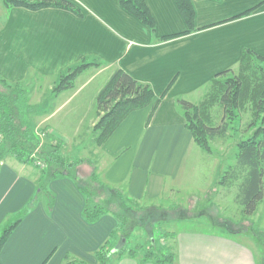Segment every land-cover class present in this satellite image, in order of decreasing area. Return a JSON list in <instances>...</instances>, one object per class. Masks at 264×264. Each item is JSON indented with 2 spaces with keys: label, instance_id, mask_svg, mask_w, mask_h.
<instances>
[{
  "label": "crops",
  "instance_id": "1",
  "mask_svg": "<svg viewBox=\"0 0 264 264\" xmlns=\"http://www.w3.org/2000/svg\"><path fill=\"white\" fill-rule=\"evenodd\" d=\"M68 1L81 16L55 8L6 10L0 20V78L30 85L87 61L106 66L110 74L98 93L117 69L149 85L153 104L124 120L100 148L98 167L107 184L132 200L163 197L179 188L194 147L178 99L198 101L217 74L239 66L245 50L264 57V0H192L198 30L169 40L163 39L187 30L174 0H145L155 32L124 10L121 0ZM38 181L33 167L13 157L0 163V232L19 220L1 264H64L66 257L99 264L96 253L116 230V219L88 223L85 196L72 178L50 183V210L51 198L38 197ZM176 245V264H254L258 256L241 241L219 238L185 236ZM119 264L139 262L126 256Z\"/></svg>",
  "mask_w": 264,
  "mask_h": 264
},
{
  "label": "trees",
  "instance_id": "2",
  "mask_svg": "<svg viewBox=\"0 0 264 264\" xmlns=\"http://www.w3.org/2000/svg\"><path fill=\"white\" fill-rule=\"evenodd\" d=\"M2 1L6 9L25 8L39 11L55 8L70 11L78 16L82 15L80 10L68 0ZM174 1L186 23L187 30L178 35L165 37L163 40L188 35L198 30L192 0ZM121 6L155 32L156 22L145 0H121ZM88 64L87 61H83L69 68L67 77L71 81L69 82L68 79V83L65 84L62 81L60 88L57 87L58 91L73 88L75 78ZM29 95L21 85H11L0 78V163L7 156H11L19 163L33 167L39 174L38 197L43 195L51 198L50 210L54 202V196L49 190L50 183L61 178H72L85 196L84 218L88 223H96L105 216L116 219V230L96 253L99 264H108L112 255L120 259L126 256L139 259L141 263L176 264L175 247L167 244L175 241L176 234L162 230L159 220L141 226L137 224L136 227L144 229L146 233H149L148 227H153V236L150 237L147 247L141 244L131 246L129 237L136 229L132 220L135 222L137 219L133 218L137 216H134L130 205L139 204V201L130 199L123 190L115 189L107 183L104 187H111V194L100 190L93 192L88 190L81 185L80 178L74 174V170L81 162L66 160L58 142L41 144L35 129L27 119V115H32L35 111ZM200 95L198 101L179 98L177 104L183 112L186 128L191 132L194 142L205 151H210L209 142L227 139L232 121L230 119L240 118V131L246 139H242L237 145L236 164L230 171H233L234 183L232 180L230 184L238 186L241 212L244 218L248 219L257 213L264 201V57L245 50L239 66L217 74L201 90ZM154 100L155 94L149 85L141 84L123 70L117 69L96 98L97 113H104L93 128L97 146L101 148L131 113L148 107ZM159 103L160 100L155 102L154 108ZM220 112L222 117L218 123L216 118ZM249 112L254 118L251 122L244 123L241 115ZM253 128H256V131L251 136L250 132ZM32 158L37 159L35 162L43 167L36 166ZM91 181L98 183L96 173L92 174ZM230 184L228 186H231ZM28 210L26 209L22 215H26ZM18 223L19 220L0 234V254ZM253 234L254 237L264 240V231L254 230ZM120 235L119 242L114 245ZM261 262L264 264V259ZM64 264L87 263L66 257Z\"/></svg>",
  "mask_w": 264,
  "mask_h": 264
},
{
  "label": "rangeland",
  "instance_id": "3",
  "mask_svg": "<svg viewBox=\"0 0 264 264\" xmlns=\"http://www.w3.org/2000/svg\"><path fill=\"white\" fill-rule=\"evenodd\" d=\"M2 2L0 0V20L5 17L7 10ZM67 72L62 73L57 79H38L31 82L30 85H21L30 93L31 105L35 110L32 115H27L28 123L36 129V134L42 145L58 142L66 160L81 162L74 170V174L80 178L82 186L92 192L100 190L111 194V187H104L106 182L100 174L98 167L101 158L100 147L95 143L96 136L93 133L94 126L104 114L103 112L97 113L96 110V98L100 93V91L98 93V88L110 74L106 66L89 63L83 72L75 78L73 88L58 91L62 81L64 84L68 83ZM84 84H88V86L83 90ZM79 91L80 93L70 105L64 107L65 99ZM58 108H61L59 112ZM48 117L52 118L46 119ZM217 117L219 123L222 113L220 112ZM241 117L245 123L251 122L254 115L249 112ZM239 119L237 117L230 119L232 121L227 139H216L209 142L210 151H205L193 141L194 147L180 175L179 188H175L171 192L168 191L163 197L148 198L139 204L132 203L130 205L134 216H137L133 218L137 219L135 222L132 220L133 227H136L137 224L141 226L144 223L159 220L162 230L176 234L175 241L167 242V244L175 247L177 258L176 244L178 240L185 236L190 239L204 236L236 241L237 243L241 241L252 251L253 248L254 251L257 250L256 253L254 252L255 255H258L255 257L254 264H262L264 240L254 237L253 231H264V201L254 216L245 219L238 200V186L230 184L234 179L233 171H230L236 164L237 145L242 139H246L240 131ZM256 128L250 132L251 136ZM32 159L34 162L37 161L35 158ZM34 164L43 167L40 163L35 162ZM95 173L98 183L91 181V176ZM105 189L108 190L105 191ZM153 214L155 215L152 216ZM140 218L141 220L138 221ZM9 226L10 224L6 228ZM147 230L149 233L140 227L133 230L129 237L132 247L137 244L147 247L150 237L153 236V227H148ZM157 236H159L158 231ZM120 237L121 235L117 237L114 245H117ZM120 260L119 257L112 255L108 264H119ZM134 260H138L139 264H146L141 263L139 259L134 258Z\"/></svg>",
  "mask_w": 264,
  "mask_h": 264
}]
</instances>
